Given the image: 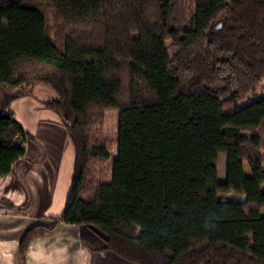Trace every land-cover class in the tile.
Segmentation results:
<instances>
[{
	"label": "trees",
	"instance_id": "obj_1",
	"mask_svg": "<svg viewBox=\"0 0 264 264\" xmlns=\"http://www.w3.org/2000/svg\"><path fill=\"white\" fill-rule=\"evenodd\" d=\"M263 80L264 0H0V86L51 87L43 105L75 150L64 208L26 230L19 264L59 223L135 264H264ZM115 109L114 157L104 115ZM29 139L6 104L1 177ZM232 188L252 190L218 198Z\"/></svg>",
	"mask_w": 264,
	"mask_h": 264
},
{
	"label": "crops",
	"instance_id": "obj_2",
	"mask_svg": "<svg viewBox=\"0 0 264 264\" xmlns=\"http://www.w3.org/2000/svg\"><path fill=\"white\" fill-rule=\"evenodd\" d=\"M11 95L15 118L39 142L25 141L26 157L32 160L40 156V162L19 159L15 164V175L0 176V264H19V241L26 230L36 225L51 227L55 224L52 218L64 208L75 157L65 128L43 105L45 100L56 98L51 87L36 82L32 95ZM24 187L32 198L31 209L45 197L52 198L57 209L51 213L19 212L18 207L26 199ZM25 264L135 263L105 250L102 238L90 228L59 223L53 232L31 239L25 252Z\"/></svg>",
	"mask_w": 264,
	"mask_h": 264
},
{
	"label": "rangeland",
	"instance_id": "obj_3",
	"mask_svg": "<svg viewBox=\"0 0 264 264\" xmlns=\"http://www.w3.org/2000/svg\"><path fill=\"white\" fill-rule=\"evenodd\" d=\"M38 83H41V82H38ZM41 84L48 86L47 84H44V83H41ZM0 90H1L0 91V105H1L0 111L6 104H9V106L12 108V105H11L12 100L10 99V97L12 96L11 95L12 92L7 90L6 88H4L2 86H0ZM34 91L36 92V96H38L37 93H39V92H38V88L36 86L34 87ZM32 92H33V88H32ZM256 93L258 96L264 94V80L260 83L259 88L257 89ZM31 95H32V93H31ZM247 101H248L247 99L241 101V105L245 104ZM118 116H119V110L118 109L107 111L104 115V125H105L104 132H105V135L112 141L111 151H112V154L114 157L117 155V150H118V145H117ZM60 122H61V120H60ZM61 125H62V123H61ZM147 139L148 138L144 139L143 144L146 142ZM64 154H65V151H64ZM39 157L40 156H38L35 159H32L31 161H28V162H30V163L40 162ZM225 162H226V156L221 155L220 156V167H219V177L221 180H224V177H225ZM245 172L247 175H249V173H250L246 163H245ZM251 190H252L251 188H232L225 193H219L218 198L221 200H228V201L240 200V199H242L243 195L247 191H251ZM24 191H25L26 199H25V202L18 207L19 212H25L26 213V212H38V211H40V212H45V213L46 212L51 213V212H54V209H57L56 205L53 204V199L50 197L42 198L31 209L32 198L30 197V195H29V193L25 187H24ZM262 212L264 213V209L262 210ZM99 240H100V242H102L101 239H99Z\"/></svg>",
	"mask_w": 264,
	"mask_h": 264
}]
</instances>
